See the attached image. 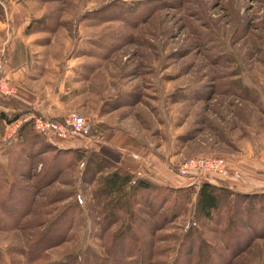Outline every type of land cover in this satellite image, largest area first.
I'll return each mask as SVG.
<instances>
[{
    "label": "rangeland",
    "instance_id": "obj_1",
    "mask_svg": "<svg viewBox=\"0 0 264 264\" xmlns=\"http://www.w3.org/2000/svg\"><path fill=\"white\" fill-rule=\"evenodd\" d=\"M0 62L12 94L28 86L35 97V106H21L22 115L12 117L18 120L0 121V173L9 178L11 170L15 181L33 189L38 204L30 218L42 221L19 229L17 215L10 218L2 207L0 187L6 262L28 264L12 250L26 248L43 221L69 207L44 243L64 240L45 248L38 262L90 250L103 264H264V197L259 203L248 197L264 187V0H0ZM54 113L83 115L89 133L50 135L56 151L34 145L36 139L25 142L26 133L19 138L20 123ZM58 148L82 151L73 156ZM89 151L123 167L124 160L135 161L137 177L157 176L163 187L180 189V215L158 228L159 212L135 205L146 222H135L146 244L121 234L112 252L124 218L104 231L96 193L97 178L113 168H103ZM25 155V162L19 159ZM53 155L58 177L57 168L47 167ZM215 156L227 163L229 190L214 219L204 220L196 213L199 183L176 168L191 157ZM174 195L163 205L168 210ZM51 198L56 201L44 203ZM258 208L263 214L253 212ZM149 228L155 230L150 255Z\"/></svg>",
    "mask_w": 264,
    "mask_h": 264
},
{
    "label": "trees",
    "instance_id": "obj_2",
    "mask_svg": "<svg viewBox=\"0 0 264 264\" xmlns=\"http://www.w3.org/2000/svg\"><path fill=\"white\" fill-rule=\"evenodd\" d=\"M28 27H26L27 32ZM2 74V71H1ZM1 99L0 100V121L1 122H14L15 120H18V117L12 119L15 115H22L20 107L21 106H30V104L24 103L20 99H18L16 96L10 94V95H4L1 94ZM13 108L12 111H7L5 108ZM24 113V112H23ZM21 117V116H20ZM61 116H55L53 117L54 119H59ZM31 125V127H30ZM92 126V125H91ZM27 134L25 137V142H28L29 144H32L34 142L33 139H36L37 141L34 142V145L38 142H42V144L45 145H50L51 149L47 150H52V148L56 151V147L52 146L53 142L52 138L50 139V136L41 134L37 131L34 130L32 123L30 120L28 121H23V123L19 124L18 127V136L19 138H23V134ZM43 138V139H42ZM42 139V141H40ZM44 139L46 140L45 142L48 143H43ZM56 141V140H55ZM61 152H66L71 153L73 156H76L78 153L82 151L81 148H67V149H62L58 148L57 153ZM96 152L95 154L98 155L99 160L103 164V168H113L111 171H109L106 175L103 177L97 178L99 182L98 184V192L96 193V204L101 205L98 207L103 215L104 220V226L103 230H107L108 227H110L112 224L116 223L119 221V217L124 218V222H120L121 227L117 229V231L112 235L113 240L110 242V248H112V252L116 250V247H120L121 243L118 240H121L119 237L121 234H129L131 239L134 240L136 239V243L139 244V240L142 238V236L139 235L138 230L136 229V223L142 222V224L146 223L144 222L140 215L138 209L134 208L136 207L135 205H138L139 207H145L146 209H154V214L156 212H159V216L161 219H156L158 222H162L158 228H162L165 226L166 223L171 222L175 218H177L180 215V199L178 203H176V200L178 197H180V189L173 190L170 187H163L161 183H156L154 180H158L161 182L162 179L158 178L156 176V179L152 180L148 177H137L135 172H132L130 169L126 168L125 166L123 167L122 165H119L117 163H114L112 160L106 158L103 155H100L97 153V151H89V153ZM56 153V152H54ZM58 155V154H56ZM55 157V158H54ZM28 158V155L24 157H19V159H22V161L25 162V160ZM58 159H56V156L53 155V160L49 161L47 164L48 168H57L56 164L59 166V164L56 162ZM86 161L89 164H92V161H89L86 159ZM24 162H21L20 166ZM20 163V160H19ZM11 166V163H10ZM11 168V167H10ZM13 168V167H12ZM98 168V167H97ZM6 169L9 170V162L6 164ZM87 171V166L85 167ZM15 170V169H14ZM56 176L58 177V173L60 170H56ZM100 171V170H99ZM9 174L11 173L12 179L3 175L0 173V187L4 184L3 186L4 191L1 192V200L3 201L2 207L6 211L7 216L10 218L15 217L16 215V220H18L19 223V229H27L31 230L33 226H39L40 223H36L35 219L30 218L31 215H33L36 212V196L35 192L33 189H29L28 187H24L23 185L19 184L18 181H15L13 179L12 171H8ZM96 174H98V169L96 170ZM24 175V174H22ZM55 176V177H56ZM54 177V178H55ZM53 178V179H54ZM56 179V178H55ZM54 179V180H55ZM95 179V178H93ZM96 180V179H95ZM223 181V182H222ZM226 179L216 177L211 180L207 179H202L199 182V185L197 187V191L195 192L196 194V213L199 217L205 219H214L213 218V212H217L222 206V192L224 190H229L227 189L226 184ZM164 182V181H162ZM161 184V185H160ZM166 186V185H165ZM226 186V188L224 187ZM257 190H261V192H254L250 193L248 196L251 198L250 202L252 203L254 199H256L259 203V201H263L260 198H263L264 196V187L259 188ZM172 191H176L178 195H174V199H172L173 203H171L169 210L165 208L163 205L170 201L169 199V193ZM166 192V193H165ZM225 192V191H224ZM143 196H142V195ZM185 194L181 195L184 197ZM186 197V196H185ZM56 198H51L49 201H44L47 203L56 201ZM253 200V201H252ZM261 205V204H259ZM261 207V206H260ZM259 209V208H258ZM70 208H65L63 211L58 213L53 219L50 221H43L44 225L42 226V229H37L32 238L30 239V243L26 248L23 249H14L12 252H14L17 255H25L28 260V264H36L39 259L43 257V251L45 248L52 247L57 245V241L64 240V238H59L55 239L53 241H50L49 243L45 244L47 241H49V235L52 233H55L57 231V228H61V224L63 222V217L70 214ZM251 209L248 212H250ZM255 212L256 215L263 214V212L259 211H253ZM153 214V216H154ZM234 214V212H233ZM124 215H126L124 217ZM156 216V215H155ZM154 216V217H155ZM129 219V220H128ZM45 220V219H44ZM134 223V226H131V223ZM30 226H27V225ZM130 224V225H128ZM141 224V225H142ZM140 225V226H141ZM148 225V224H147ZM139 226V225H138ZM149 226V225H148ZM44 227V228H43ZM0 229H3V227H0ZM154 231L151 228H149V234L151 236L154 235ZM155 236V235H154ZM154 236L153 239L151 240V244H148V253L149 255L151 254L150 251L152 250V246L154 244ZM129 238V239H130ZM111 240V239H110ZM45 242V243H44ZM140 244L143 246L146 244L145 239L140 240ZM124 245V243H123ZM141 246V247H142ZM109 248V249H110ZM37 249V255L34 257L32 255V250ZM108 249L109 253L110 250ZM140 250V249H139ZM111 252V253H112ZM132 259L135 257L133 254L128 255ZM96 258V263H90L88 260L90 258ZM130 259V260H132ZM91 261V260H90ZM92 262V261H91ZM0 264H21L19 259H9L6 262L5 258L1 257V252H0ZM38 264H103V260L100 259L94 252L88 250L80 253L79 255L76 256H66L64 260L52 263L48 261L44 262H38ZM149 264H151L149 262Z\"/></svg>",
    "mask_w": 264,
    "mask_h": 264
},
{
    "label": "built area",
    "instance_id": "obj_3",
    "mask_svg": "<svg viewBox=\"0 0 264 264\" xmlns=\"http://www.w3.org/2000/svg\"><path fill=\"white\" fill-rule=\"evenodd\" d=\"M12 88L3 83V75L0 69V92L4 95L12 94ZM32 125L35 131L52 135L58 140L84 137L90 131L89 121L81 114H66L59 119L49 116L33 117ZM176 172L182 176H190L198 183L202 179L211 180L216 177L226 178L228 166L221 156L215 157H191L179 163Z\"/></svg>",
    "mask_w": 264,
    "mask_h": 264
},
{
    "label": "crops",
    "instance_id": "obj_4",
    "mask_svg": "<svg viewBox=\"0 0 264 264\" xmlns=\"http://www.w3.org/2000/svg\"><path fill=\"white\" fill-rule=\"evenodd\" d=\"M0 69H1V62H0ZM3 70V69H1ZM12 84V83H11ZM28 86H19V87H16L15 88V94L14 96H16L18 99H20L21 101H23L24 103H27V104H30L32 106H35L34 103V96L32 95V92H30L28 89H27ZM14 94V93H13ZM12 94V95H13ZM10 109V108H9ZM5 110H8L7 108H5ZM43 114V113H42ZM56 114V115H55ZM45 115H50V116H57V113H54V115H51V114H45ZM60 116V115H58ZM122 162V160H120ZM123 164H125L124 166L128 169H130L132 172H134V170H137L139 169V163H136L135 161L133 162H128V159L124 160ZM140 165H142V163H140Z\"/></svg>",
    "mask_w": 264,
    "mask_h": 264
}]
</instances>
